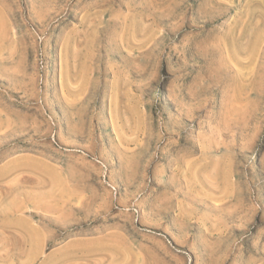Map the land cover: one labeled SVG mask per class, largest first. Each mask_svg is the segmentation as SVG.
Returning <instances> with one entry per match:
<instances>
[{"label":"rangeland","instance_id":"obj_1","mask_svg":"<svg viewBox=\"0 0 264 264\" xmlns=\"http://www.w3.org/2000/svg\"><path fill=\"white\" fill-rule=\"evenodd\" d=\"M0 264H264V0H0Z\"/></svg>","mask_w":264,"mask_h":264}]
</instances>
